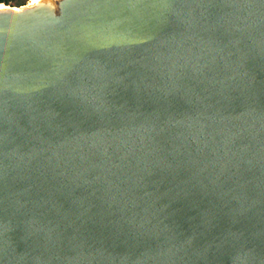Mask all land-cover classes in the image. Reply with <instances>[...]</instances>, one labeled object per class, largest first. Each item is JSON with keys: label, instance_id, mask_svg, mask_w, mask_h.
I'll list each match as a JSON object with an SVG mask.
<instances>
[{"label": "water", "instance_id": "obj_1", "mask_svg": "<svg viewBox=\"0 0 264 264\" xmlns=\"http://www.w3.org/2000/svg\"><path fill=\"white\" fill-rule=\"evenodd\" d=\"M0 264H264V0L4 2Z\"/></svg>", "mask_w": 264, "mask_h": 264}, {"label": "rangeland", "instance_id": "obj_2", "mask_svg": "<svg viewBox=\"0 0 264 264\" xmlns=\"http://www.w3.org/2000/svg\"><path fill=\"white\" fill-rule=\"evenodd\" d=\"M7 4L10 5H19V4H23L26 3L28 0H5Z\"/></svg>", "mask_w": 264, "mask_h": 264}, {"label": "snow or ice", "instance_id": "obj_3", "mask_svg": "<svg viewBox=\"0 0 264 264\" xmlns=\"http://www.w3.org/2000/svg\"><path fill=\"white\" fill-rule=\"evenodd\" d=\"M38 2V0H30V3H37ZM12 11H16V12H19V11H21V9H19V8H14V9H12Z\"/></svg>", "mask_w": 264, "mask_h": 264}, {"label": "clouds", "instance_id": "obj_4", "mask_svg": "<svg viewBox=\"0 0 264 264\" xmlns=\"http://www.w3.org/2000/svg\"><path fill=\"white\" fill-rule=\"evenodd\" d=\"M4 4V0H0V7H2Z\"/></svg>", "mask_w": 264, "mask_h": 264}, {"label": "trees", "instance_id": "obj_5", "mask_svg": "<svg viewBox=\"0 0 264 264\" xmlns=\"http://www.w3.org/2000/svg\"><path fill=\"white\" fill-rule=\"evenodd\" d=\"M4 2L6 3V1L4 0Z\"/></svg>", "mask_w": 264, "mask_h": 264}, {"label": "bare ground", "instance_id": "obj_6", "mask_svg": "<svg viewBox=\"0 0 264 264\" xmlns=\"http://www.w3.org/2000/svg\"><path fill=\"white\" fill-rule=\"evenodd\" d=\"M29 3H30V0H29Z\"/></svg>", "mask_w": 264, "mask_h": 264}]
</instances>
